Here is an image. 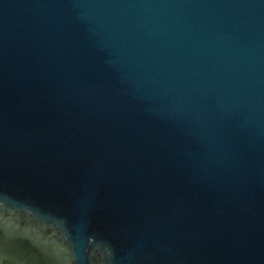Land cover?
Segmentation results:
<instances>
[{
	"label": "water",
	"instance_id": "95a60500",
	"mask_svg": "<svg viewBox=\"0 0 264 264\" xmlns=\"http://www.w3.org/2000/svg\"><path fill=\"white\" fill-rule=\"evenodd\" d=\"M0 264H264V0H0Z\"/></svg>",
	"mask_w": 264,
	"mask_h": 264
}]
</instances>
